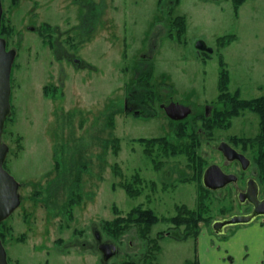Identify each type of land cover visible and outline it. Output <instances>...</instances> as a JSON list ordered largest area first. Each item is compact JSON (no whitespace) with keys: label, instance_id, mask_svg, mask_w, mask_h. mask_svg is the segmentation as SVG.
I'll return each instance as SVG.
<instances>
[{"label":"rangeland","instance_id":"1","mask_svg":"<svg viewBox=\"0 0 264 264\" xmlns=\"http://www.w3.org/2000/svg\"><path fill=\"white\" fill-rule=\"evenodd\" d=\"M10 1L1 0L3 10ZM70 1L58 2L52 15L63 30L83 16L86 31L80 38L68 31L65 36H74L61 39L59 53L19 26L8 35L16 58L2 142L8 147L4 168L19 184L20 197L5 221L12 229L2 243L8 263L194 264L192 229L170 222L182 209L203 212L197 223L201 234L206 230L223 240L236 231L240 239L241 229L251 223L228 227L224 236L212 230L213 221L239 209L231 193L202 191L200 170L219 162L212 145L227 136L255 140L256 114L245 111L226 129L198 136L195 150L202 167L196 174L185 156H171L157 143L138 139L163 137L175 147L182 129L187 136L198 132L199 113L223 107L217 99L221 66L229 73V92L239 91L244 100L264 97V0H247L237 8L232 0H103L105 10L98 0H89L78 18ZM24 11L21 6L15 14ZM199 42L212 52L199 54ZM64 51L80 65L70 63ZM149 67V76L139 78L150 85L145 98L134 94L137 104L144 103L141 115L124 113L127 89ZM45 85L59 88L45 96ZM169 98L191 108L187 120L178 124L164 115L160 103ZM91 117L95 120L88 121ZM137 207L152 210L159 221L145 232L132 224L117 238L103 229V223ZM95 234L117 247L107 263ZM262 244L264 238L250 247L247 261L260 259Z\"/></svg>","mask_w":264,"mask_h":264},{"label":"flooded vegetation","instance_id":"2","mask_svg":"<svg viewBox=\"0 0 264 264\" xmlns=\"http://www.w3.org/2000/svg\"><path fill=\"white\" fill-rule=\"evenodd\" d=\"M110 1L113 4L112 0ZM58 2H61V0H11L7 11L3 10L2 8L0 33L2 29L12 31L13 29L15 30V28L19 26L23 29H27V31H30L36 34L39 38H41L43 41L42 43H45V45L47 46V49L51 53H56V54L59 53V47H63L62 42H61V39L63 37H66L64 39L65 41L66 40L70 41L74 35H76L78 38L83 37L86 31V25L83 24L82 22L83 16H80L78 18V14L80 12L85 13L86 10H88L89 0H71L70 1V6H72V9L75 10V14H76V17L79 19V23L78 25H74L70 29H65V30L61 28V24H57L55 14L52 15V12L55 10V6H57L56 4ZM98 3L99 5L102 6L101 9L105 10V7L103 5V0H98ZM21 6L25 7V11L24 13H21L19 16H16L15 12ZM116 8H117L116 6L113 7V9H116ZM43 12H45L44 15H42ZM31 25H34V26H31ZM68 31H72L70 34H72L73 32H76V34L74 35L67 34L65 36V34L68 33ZM0 37L5 41L7 51L14 50L8 44V35L3 33L2 35H0ZM63 55L66 56L68 60L70 61V63H72L73 65L75 66L80 65L75 55H72L68 53L67 51H64ZM15 58H16V52H15ZM57 80L58 82H61L60 77ZM57 85L61 87L63 84H57ZM57 85H53V86L45 85L42 89L43 95L47 96L49 89L56 90L57 88H59ZM137 90H139V88H137L136 86H133V87H130V89H127L126 97L124 98V104L122 107L123 108L122 111L124 113L129 114V115H134V116L141 115V111H142L141 107H143L141 105H144V103L137 104L138 102L134 99V94L138 92ZM61 93L63 94V91ZM170 101H171V98H169V101L167 104H169ZM161 104L162 103H160V105ZM208 107H206L208 108V111L207 112L203 111L202 113L204 116H210L213 110L212 106H208ZM135 108L138 110H135ZM161 111L164 113L162 109ZM206 113H208L209 115H206ZM202 114L199 113V123H200L199 130H198L199 136L204 137L207 135L208 137L210 132L204 129L205 120L202 118ZM100 115L101 113L98 114L97 119L100 117ZM87 120L94 121L95 117L87 118ZM174 122H180V121H174ZM251 139L252 138H249V137L227 136L224 140L219 141V143L222 141L226 142L230 147L235 149L238 153L244 155L250 161L248 167H246L245 169H243V166L241 165L239 161H233V162L226 161V159L222 156V154L219 151H217V146L215 147L214 145H212V147L215 148L216 153L219 154L217 157L219 162L215 164L218 165L225 174L235 175V179L231 183L225 185L223 188H220L214 191L206 189L202 185V175H203L204 170L209 165L206 166V168L202 170H200L199 168L200 180H201L200 184L203 187L202 191H210L213 193L214 196L218 194L217 193L218 191H224L225 193L227 192L226 193L227 195L230 193L233 194V197H234L233 200L236 202V207L239 210L238 212L234 213L232 216L248 215L253 210V206L248 200V198H245L243 203H240L238 199V194L247 192L248 183L251 184L252 181H256L259 186L258 199L261 200L264 198V190L261 187L260 182H259L258 167L256 165L258 154L261 149V142L263 141L264 137L261 131L259 130V133L256 134L255 140H253V142L248 141ZM200 164L202 167V163L199 162V165ZM229 199L231 200L232 197H229Z\"/></svg>","mask_w":264,"mask_h":264},{"label":"water","instance_id":"3","mask_svg":"<svg viewBox=\"0 0 264 264\" xmlns=\"http://www.w3.org/2000/svg\"><path fill=\"white\" fill-rule=\"evenodd\" d=\"M2 17V5L0 1V27ZM198 53H211V49L207 48L203 43L196 45ZM15 59L14 50H6L5 41L0 37V224L6 221L20 205V197L18 194L19 184L5 170L4 163L8 154V147L2 142V134L6 119L11 113L10 95H11V70ZM160 108L165 115L173 121H181L191 114V108L178 103L170 102L169 104H161ZM209 108V107H208ZM208 108L205 111H208ZM206 115H209L206 113ZM222 156L228 162L239 161L243 169L248 167L250 161L235 149L230 147L226 142H220L217 146ZM235 179L233 174H225L216 164L209 165L203 172L202 185L211 191L223 188ZM259 186L256 181L248 183L246 193L238 194L240 203L248 198L253 206V210L248 215H235L222 220H215L211 227L215 234L221 235L228 227L238 225H248L259 217H264V198L259 200ZM97 240V250L102 256V262L107 263L116 253L117 247L113 243L101 242L98 234H95ZM0 264H9L5 248L0 240Z\"/></svg>","mask_w":264,"mask_h":264},{"label":"trees","instance_id":"4","mask_svg":"<svg viewBox=\"0 0 264 264\" xmlns=\"http://www.w3.org/2000/svg\"><path fill=\"white\" fill-rule=\"evenodd\" d=\"M232 1L235 8H237L247 0H232ZM3 33H5L6 35H10L12 31L2 29L0 35H2ZM149 73H150V67L148 71L142 73L143 75L139 76L138 74V76L135 77L136 78L135 80L138 79L139 81L135 84V86L139 88V90L137 91L139 92L138 97L141 100H143L142 98H145L148 87L147 86L148 83L142 81L144 78L143 76L144 75L146 76L147 74H148L147 76H149ZM140 77L142 80H139ZM228 85H229V73L224 67L221 66L218 76V83H217V89H218L217 99H218V103L222 104L223 107L221 109H217L216 107H214L210 116H204L202 114V118L205 120L204 129L208 130L209 132L211 130L219 129V128H221L222 130L226 129L227 126L230 124V120L232 118L240 116V114H242L245 111H250L258 116L259 128L261 133L264 134V97L244 100L240 98L239 91H234L233 93L229 92ZM196 120L199 122V116L196 117L195 121ZM181 122L182 121L177 123L179 124ZM110 124H112L111 121ZM183 131L184 130L182 129V132L179 131V133L176 134L178 142L176 143L175 147L172 144H170L167 141V139L163 137L152 138L150 140L139 138L138 142L144 144H152V145H155L157 143V146L163 148L164 151L167 150L166 152L171 156H175V155L185 156L189 167H192L193 168L192 170L196 174V170H199L198 168L199 159L198 156L196 155L195 149H196V145H198L197 138L199 136V132L197 131L195 133L192 132L193 134L189 133V136H187L184 135ZM185 138L190 139L189 142H187L188 144H186L187 139ZM248 141L253 142V139ZM256 165L258 167L259 182L263 184V190H264V139L261 142V149L258 154ZM195 167H197L198 169H196ZM202 208L200 210H202ZM197 212L199 214H197ZM202 213L203 212H199V208L198 211H194L192 213H189L188 210L186 211L185 209H182L180 213H177L176 216L170 219V222L178 228L180 226L190 227L192 229L191 231L192 233L188 235H193L196 238V236L199 233L197 223L201 220L200 217L202 216ZM158 221L159 218L155 215V213L152 210L142 209L140 207H137L131 209L127 213L126 217L116 216L114 220H112V222L103 223V229L107 231L112 237L117 238L127 229L128 226H131L132 224L138 225L139 227H144L143 231L145 232V230L150 229L149 226L155 225ZM11 232H12L11 228L8 227L5 228V221L0 224V240L2 243L4 242L3 238L6 237L7 234L10 235ZM144 234L145 233H142L143 236ZM124 264H133V263L127 262ZM186 264H193V263L188 262ZM194 264L196 263L194 262Z\"/></svg>","mask_w":264,"mask_h":264},{"label":"crops","instance_id":"5","mask_svg":"<svg viewBox=\"0 0 264 264\" xmlns=\"http://www.w3.org/2000/svg\"><path fill=\"white\" fill-rule=\"evenodd\" d=\"M242 228L244 235L240 239L236 237L235 232L232 236L226 237L223 240H217L208 234L206 230L199 231L195 238V262L196 264H228L224 257L230 260L229 264H264V244L260 245V259L250 257L251 249L255 243L258 246L259 241L264 238V220L254 221L253 224ZM251 228V229H250ZM249 230V231H248ZM226 234H223V236ZM263 236V238H262ZM220 237V236H217ZM255 246V247H256Z\"/></svg>","mask_w":264,"mask_h":264}]
</instances>
